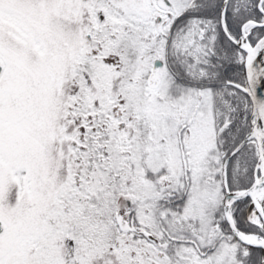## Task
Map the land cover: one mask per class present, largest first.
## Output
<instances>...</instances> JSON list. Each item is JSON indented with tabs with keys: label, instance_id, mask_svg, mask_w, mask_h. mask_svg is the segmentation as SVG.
I'll return each mask as SVG.
<instances>
[{
	"label": "snow or ice",
	"instance_id": "obj_1",
	"mask_svg": "<svg viewBox=\"0 0 264 264\" xmlns=\"http://www.w3.org/2000/svg\"><path fill=\"white\" fill-rule=\"evenodd\" d=\"M0 264H264V0H0Z\"/></svg>",
	"mask_w": 264,
	"mask_h": 264
}]
</instances>
